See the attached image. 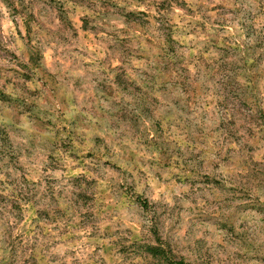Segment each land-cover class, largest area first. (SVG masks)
<instances>
[{
  "label": "clouds",
  "instance_id": "obj_1",
  "mask_svg": "<svg viewBox=\"0 0 264 264\" xmlns=\"http://www.w3.org/2000/svg\"><path fill=\"white\" fill-rule=\"evenodd\" d=\"M0 264H264V0H0Z\"/></svg>",
  "mask_w": 264,
  "mask_h": 264
}]
</instances>
